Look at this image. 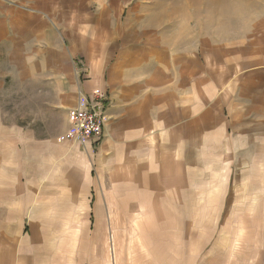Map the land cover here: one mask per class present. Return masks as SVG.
<instances>
[{"label":"crops","instance_id":"1","mask_svg":"<svg viewBox=\"0 0 264 264\" xmlns=\"http://www.w3.org/2000/svg\"><path fill=\"white\" fill-rule=\"evenodd\" d=\"M153 2L0 0V264H72L98 194L114 216L236 168L239 152L264 162V15L201 35ZM95 89L101 138L60 140Z\"/></svg>","mask_w":264,"mask_h":264},{"label":"rangeland","instance_id":"2","mask_svg":"<svg viewBox=\"0 0 264 264\" xmlns=\"http://www.w3.org/2000/svg\"><path fill=\"white\" fill-rule=\"evenodd\" d=\"M151 1L156 17H173L174 28L188 25L201 35L240 31L264 15V0ZM10 108L12 115L29 109L27 104ZM262 155L259 150L239 152L236 168L214 169L205 177L200 173L183 190L141 208L134 201H122L124 209L110 204L114 216H108L98 194L88 230L71 233L76 253L72 264H118L117 243L119 264H264ZM81 219L79 224L85 222Z\"/></svg>","mask_w":264,"mask_h":264},{"label":"built area","instance_id":"3","mask_svg":"<svg viewBox=\"0 0 264 264\" xmlns=\"http://www.w3.org/2000/svg\"><path fill=\"white\" fill-rule=\"evenodd\" d=\"M109 100L100 89L93 90L78 106L69 110L70 126L59 139L86 144L100 139L107 120Z\"/></svg>","mask_w":264,"mask_h":264},{"label":"bare ground","instance_id":"4","mask_svg":"<svg viewBox=\"0 0 264 264\" xmlns=\"http://www.w3.org/2000/svg\"><path fill=\"white\" fill-rule=\"evenodd\" d=\"M112 245H113V247L111 246V252H112V248H113V252L111 253V255L114 258V262H115L116 261V254H115V250H114V243Z\"/></svg>","mask_w":264,"mask_h":264}]
</instances>
